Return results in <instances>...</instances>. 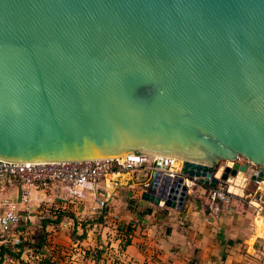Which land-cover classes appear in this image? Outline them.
<instances>
[{
    "label": "water",
    "instance_id": "95a60500",
    "mask_svg": "<svg viewBox=\"0 0 264 264\" xmlns=\"http://www.w3.org/2000/svg\"><path fill=\"white\" fill-rule=\"evenodd\" d=\"M138 155L177 211L264 181V0H0V165Z\"/></svg>",
    "mask_w": 264,
    "mask_h": 264
},
{
    "label": "crops",
    "instance_id": "0c3cea01",
    "mask_svg": "<svg viewBox=\"0 0 264 264\" xmlns=\"http://www.w3.org/2000/svg\"><path fill=\"white\" fill-rule=\"evenodd\" d=\"M148 175L149 173L144 170H139L134 173L122 172L111 175L106 179V181H103L101 183V186L105 188L103 192L94 193L92 191H86L82 202L61 200V197H65L66 191L63 187L57 186L52 183H50L48 188L45 189L42 187L31 189L30 203L28 204V228L31 229L33 225H37L36 223L41 225V222L47 213L44 207L53 205L55 208L61 210V212L65 215V217L62 218L61 222L57 225V228L59 230H63V228L70 226V222H68V220H70L68 215H72L78 222L85 219L86 215L88 217L97 214L99 215L101 211H98L96 207L100 205L99 203H97L98 201H100L102 202V206H108L109 210L106 218H104L105 223L108 224V221L106 220L111 214H117L120 217V220H124L123 223L126 224V227L131 226L129 225V223L135 224L136 228L134 230V233L131 235V243L126 246L123 260L127 263L132 260L139 261V257L141 254L139 253L140 255H137V250L139 249L141 251V249H147V247L150 246V242L148 243V239L151 238L154 233L160 234L161 237V235L170 232V228L172 226L169 225L172 221L171 216H176V223L178 225L180 224L179 226L185 228L183 224H188L189 221H194V218H197L196 213L200 212L198 211L200 209V207L198 206V199L207 197V194L208 196H210V189H207L205 185L198 184L194 191L191 193L193 195V199H191L192 201L186 199L184 205V207H186L185 212L177 211L175 209L167 207L155 206L152 203H148L141 199V194L145 190V185L148 181ZM19 190L20 185L17 183V181L14 180L10 183H5L2 186V189H0V201L2 199H8L16 204L19 203ZM21 206L22 205H20V208H22ZM148 209L151 210V213L144 215L143 213ZM1 212L2 208L0 207V213ZM185 214L188 215L184 217ZM179 215L181 217L178 218ZM56 217L57 216H54L52 218L56 219ZM38 219H40V221ZM198 219L200 222L198 231H202V234L204 236L201 239L192 240V252L190 249H185L186 247L184 243L179 240L176 241L175 239L173 242H170L169 247L171 248V251H173L172 253L175 255V259H185L188 256H194L195 248H197V246H201L200 249L198 248V255L205 254L206 258L210 256H218L221 264H224L225 262L231 263L232 260H240L241 255L236 251L238 248H236L235 242H233L234 246H228L227 241L242 239L243 242L246 241L247 243H249L250 247H248V250L251 249V251L254 252L258 246L259 250H262L264 260V242H262L259 238L261 232L264 230V221L262 222V226L259 225L258 221L255 224L256 220L250 221V224L247 225H244V223L242 226L238 225V223H225L224 225L221 220L219 218L217 219L216 217L215 221L218 222L214 223L216 227H212L213 224L210 221L205 220V218L204 220H201L203 218L198 217ZM73 226L75 225L73 224ZM96 226L101 228L107 227V225H93L94 228ZM93 227L91 228L92 230ZM155 228H157L158 231L155 230ZM76 229L77 232L81 229L80 224L76 226ZM216 230L224 234L225 241L222 246L220 245L219 240L216 238ZM174 231H176V229ZM60 233L61 232H55L56 240H59V238L61 237ZM67 238L69 240L71 239L69 235L67 236ZM11 239L14 244H10V246L7 247V250L10 249V251H13L15 245L19 243V237L13 232L11 234ZM227 246L230 247V249H226ZM197 253L195 254L197 255ZM223 253H225L224 260H222ZM29 257L37 260L36 262L40 264L38 256ZM29 257L26 255H22L20 257V260H24V262H30L31 260ZM2 261L3 264H14L15 260L12 256L5 254Z\"/></svg>",
    "mask_w": 264,
    "mask_h": 264
},
{
    "label": "rangeland",
    "instance_id": "374dc122",
    "mask_svg": "<svg viewBox=\"0 0 264 264\" xmlns=\"http://www.w3.org/2000/svg\"><path fill=\"white\" fill-rule=\"evenodd\" d=\"M227 165L228 162L226 161L219 162V171ZM229 186L230 185L227 183L223 184V187L228 188ZM258 186L261 189H259ZM263 187L264 184L255 185L253 183H249L244 189L237 187L240 190L233 193L230 192L232 193V197L229 202L213 201L208 194L207 197L198 199V206L201 210L199 209L198 211L200 212L196 213L197 218H194L192 222L189 221L188 224H183L185 227L183 228L179 226L180 224L178 225L176 223V216H171L172 221L169 225L172 226L170 232L161 235V237L160 234L154 233L152 237L148 239L150 246L147 247V249H141V251L138 249L137 252L135 251L137 255L141 254L139 261L132 260L128 263L124 262L123 255L125 254L126 246H128L124 239L126 224L123 223L124 220H121L118 225L115 224L117 228L114 229L112 223L114 214H111L106 220L109 222V225L106 223L107 227L101 228L96 226L94 228L93 226H87L85 234H82L81 229L78 230V232L76 228L74 230V221L72 217H69L70 220H68L70 226L63 228V230H59L57 226L54 225H48L46 228H42L38 223L29 229L28 223H26L14 231L19 237V243L15 245L13 251L8 249L7 254L14 258V264H38L36 262L37 260L29 256H38L40 262L48 261L51 264H221L218 256L206 258L205 254L198 255L197 251L201 246L195 248L194 256L191 255L185 259H175V255L172 253L173 251H171L169 243L173 242L175 239L176 241L179 240L184 243L185 249H190L192 252V240L201 239L204 236L202 231H198L200 226L198 217L203 218L201 220L205 218V220L210 221L213 224L212 227H216L214 225L215 222H218L215 221L216 217L217 219L219 218L224 225L225 223H238V225L242 226L244 223V225H247L250 224V221L255 220V224L258 221L259 225H262L261 223L264 221V218L261 219V216L257 215L255 208L261 205L258 197L261 195L264 189ZM252 202L256 203L257 206L253 205ZM44 208L47 212L45 217H50V220L53 222L55 219L52 217L62 213L61 210L55 208L53 205ZM186 215L188 214H185L184 217H186ZM97 217L98 214L91 217L86 215V218L80 222H91L97 220ZM179 217L181 216L179 215L178 218ZM38 220L40 221V219ZM92 227L93 230L91 229ZM175 229L176 231H174ZM155 230H157V228H155ZM56 231L61 232L59 240L55 239ZM68 235L71 238L70 240L67 238ZM216 238L222 246L225 241L224 234L216 230ZM233 242H235L236 248H238L236 251L241 255V259L232 260L231 263L225 262L224 264H264L262 250H259L258 246L253 252L251 249L248 250L250 246L246 241L243 242L242 239H236ZM37 243H39L40 246H36ZM228 246L226 249H230ZM231 246L234 245L232 244ZM195 253H197V255ZM22 255L28 256L32 263L20 260Z\"/></svg>",
    "mask_w": 264,
    "mask_h": 264
},
{
    "label": "built area",
    "instance_id": "2783aa9c",
    "mask_svg": "<svg viewBox=\"0 0 264 264\" xmlns=\"http://www.w3.org/2000/svg\"><path fill=\"white\" fill-rule=\"evenodd\" d=\"M239 163H244V159L239 157ZM159 162V165L157 163ZM178 159L165 157H148L144 155L119 157L116 159H100L87 162L74 163H57L33 166H12L0 165V189L5 183L17 181L20 185L19 203H14L8 199L0 201L2 212L0 213V253L2 248H7L10 244H14L11 234L20 226L25 225L29 221V207L31 189L42 187L48 188L49 184H55L63 187L66 191L65 197L61 200H70L82 202L86 191L103 192L104 187L101 186L103 181L114 174L122 172L134 173L139 170L150 172L152 170L160 171L170 177L180 175L181 163L178 167ZM190 192H193L198 185L196 179L185 181ZM225 182H220L215 190H210L211 199L221 202H229L232 193L228 192V188L223 187ZM260 188V187H258ZM96 207L101 211L102 202ZM20 205H22L20 208ZM257 215L264 218V205H258L256 208ZM120 217L114 214L112 223L115 226L120 223ZM109 225V222H108ZM132 228H136L134 223H129ZM131 235L125 236L124 239H131ZM260 240L264 242V230L260 234ZM1 259V255H0ZM3 264V261L2 263Z\"/></svg>",
    "mask_w": 264,
    "mask_h": 264
},
{
    "label": "trees",
    "instance_id": "16d2710c",
    "mask_svg": "<svg viewBox=\"0 0 264 264\" xmlns=\"http://www.w3.org/2000/svg\"><path fill=\"white\" fill-rule=\"evenodd\" d=\"M207 189H210V188L207 187ZM191 193L192 192H189V194L187 196V200L193 199L192 198L193 195ZM185 209H186V207H184L181 212H185ZM108 212H109L108 206L104 205L103 208H102V210H101V212L99 213V215L97 217L98 218L97 220H93L91 222L90 221H86V222H82V223L81 222H78L72 215H68V216L69 217H72V219L74 221V225H75L74 226V230H75L76 226H78V224H80V228L82 230V234H85L86 233V227L87 226H93L95 224L96 225L106 226V223H105V219L104 218H106V215L108 214ZM150 213H151V210L148 209V210H145V212L143 214L144 215L145 214L147 215V214H150ZM63 217H65V215L63 213L62 214L59 213V215H57V217H56V219H55L54 222L51 221L50 218L44 217L43 220H42V222H41V227L42 228H46L48 225L57 226L61 222V220H62ZM102 221H103V224H102ZM134 230H135V228H132L131 226H127L126 229H125V236L132 235L134 233ZM130 242H131L130 239H126V245H129ZM232 244H233V241H227V245H232ZM36 246H40V244L37 243ZM7 253H8L7 248H2L1 249V253H0V255H1L0 263H2L3 256L5 254H7ZM224 259H225V253H223V255H222V260H224ZM40 264H51V263H49L48 261H41Z\"/></svg>",
    "mask_w": 264,
    "mask_h": 264
},
{
    "label": "bare ground",
    "instance_id": "6f19581e",
    "mask_svg": "<svg viewBox=\"0 0 264 264\" xmlns=\"http://www.w3.org/2000/svg\"><path fill=\"white\" fill-rule=\"evenodd\" d=\"M121 158V157H120ZM228 165H230L231 166V163L229 162L228 163ZM180 166V161L178 162V167ZM262 185L264 184V181L261 183ZM264 190V189H263ZM230 191L233 193V192H237V191H239V189L238 188H235L234 186H231L230 187ZM253 203V205H256L257 206V204L256 203H254V202H252ZM261 224H263V223H261ZM260 226H262V225H260Z\"/></svg>",
    "mask_w": 264,
    "mask_h": 264
}]
</instances>
